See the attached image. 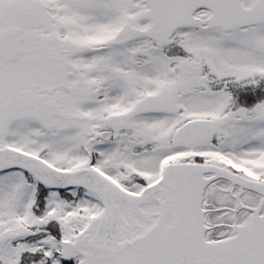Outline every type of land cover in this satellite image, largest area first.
Masks as SVG:
<instances>
[{"label":"snow or ice","instance_id":"6c2138e0","mask_svg":"<svg viewBox=\"0 0 264 264\" xmlns=\"http://www.w3.org/2000/svg\"><path fill=\"white\" fill-rule=\"evenodd\" d=\"M0 264H264V0H0Z\"/></svg>","mask_w":264,"mask_h":264}]
</instances>
